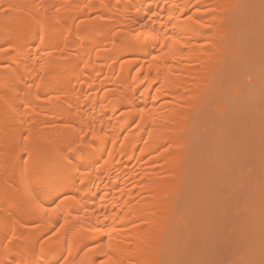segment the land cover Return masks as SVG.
Wrapping results in <instances>:
<instances>
[{
  "label": "bare ground",
  "instance_id": "6f19581e",
  "mask_svg": "<svg viewBox=\"0 0 264 264\" xmlns=\"http://www.w3.org/2000/svg\"><path fill=\"white\" fill-rule=\"evenodd\" d=\"M0 7V261L99 264L95 226L122 264H264V191L230 179L264 157V0Z\"/></svg>",
  "mask_w": 264,
  "mask_h": 264
},
{
  "label": "snow or ice",
  "instance_id": "6c2138e0",
  "mask_svg": "<svg viewBox=\"0 0 264 264\" xmlns=\"http://www.w3.org/2000/svg\"><path fill=\"white\" fill-rule=\"evenodd\" d=\"M11 7V6H9ZM39 7H41L42 9H44V12L47 13V8L44 7V5H39ZM85 7H94L91 5H86ZM177 10L180 9L179 5L175 6ZM51 8L53 9L54 15H53V19H56L57 15L61 12V11H67V8L64 5H60L57 6L55 4L51 5ZM4 9L2 7H0V11H3ZM137 11H139V9H137ZM153 15H155V13H153ZM173 17L170 15L169 16V20H172ZM188 20H192L191 16L187 17ZM196 23H199V21H196ZM151 39V40H156L159 41L161 40V36L159 34H156L154 32H150L147 35H145L144 33L140 34V40L143 43H147V41ZM163 40H174L175 43H180L179 40H175L174 37L168 36V35H164L163 36ZM165 45L161 44V47H164ZM172 54V49L171 47H169L168 51L164 53L165 56H171ZM158 57H154L153 59H157ZM42 71H44V66H42L41 68ZM141 113H143L145 110L144 109H140L139 110ZM30 138V134L29 137ZM88 147H91V145H88ZM81 183H83V178H81ZM53 197H55V190H53L52 192ZM74 197H65V200H61L59 204H56V206L54 208L50 209V212L55 215L57 214L60 209L61 206L68 200H74ZM53 202L55 203V199H53ZM37 206H40L37 202ZM77 219H79V217H77ZM67 218H65V224H67ZM61 228L64 227V225L60 226ZM89 231H94L95 233H97L98 235L101 236H107L108 238V243L107 244H96L95 247L90 248L89 251L90 252H94L97 254V256L102 257L99 260V264H122V261L119 259V257L116 255V249H114L112 247V237L110 233H106L104 232L103 229L99 228V227H93L92 229H89ZM56 233H54L55 235ZM16 237L13 236L12 239H15ZM85 237L81 236V239H84ZM59 239L57 238V241L55 243L51 242L50 239L49 240H43L42 242L38 239L37 244L35 246H33L31 249L28 250V256L29 259L27 261V264H49V261L46 259L45 257V253L52 251L54 252L55 250H57L59 248ZM64 251V250H61ZM67 251V255H61L60 260L56 261L55 264H71V261L69 260V257L72 256V249L70 247L66 248ZM12 253L8 250L5 249L4 250V257L3 260L0 261V264H7L8 260H9V256H11ZM12 264H15V261L12 262ZM21 264H24V262L22 261Z\"/></svg>",
  "mask_w": 264,
  "mask_h": 264
},
{
  "label": "rangeland",
  "instance_id": "374dc122",
  "mask_svg": "<svg viewBox=\"0 0 264 264\" xmlns=\"http://www.w3.org/2000/svg\"><path fill=\"white\" fill-rule=\"evenodd\" d=\"M263 60H264V58H263ZM264 63V62H263ZM243 114H245V113H243ZM243 114H242V116H243ZM248 114V113H247ZM247 114H245L243 117H241V118H244ZM218 115V114H217ZM250 115H252V114H250ZM220 116V115H219ZM215 117L216 118V120H217V118H220V117ZM249 115H247L245 118H246V120L247 119H249V117H248ZM253 116V115H252ZM252 116H250V117H252ZM215 120V121H216ZM243 120V119H242ZM250 120V119H249ZM231 127V126H230ZM228 128V127H227ZM226 128V129H227ZM223 129H225L224 127H223ZM234 129V130H233ZM232 129V127H231V129L229 128V131L232 133V134H228V133H230L229 131L228 132H226L228 135H230L229 137H231V139L233 140V138L234 139H236L235 137H233L232 138V136H235V135H237L238 133H234L233 134V132H235L236 130H238V129H235V128H233ZM233 130V131H232ZM224 131H227V130H224ZM239 131V130H238ZM237 131V132H238ZM219 134V133H218ZM240 134V133H239ZM239 136V135H238ZM228 137V138H229ZM237 139H240V138H238L237 137ZM237 139H236V141H237ZM231 140V141H232ZM235 140L233 141V143L235 142V143H237ZM232 143V142H231ZM232 143V144H233ZM234 143V144H235ZM206 146L208 145V143H206L205 144ZM228 146H230V143H229V145ZM229 149V147L227 148V150ZM229 151H231V148L229 149ZM263 151H264V146H263ZM205 154V153H204ZM236 161L238 162L239 160H235L233 163H234V165H233V168H235L234 170H233V172H232V176H230L229 178L232 180H230L232 183H233V185H237V184H240V185H248V184H250V185H252V186H254L253 184H255L257 187H258V189L259 190H261V191H264V157H262V159L259 161V162H257V160L255 159V158H253V159H249V164H248V162H246L245 164L246 165H244V163H242V166L243 167H239V166H241L239 163L240 162H238L237 164V166H236ZM251 161V162H250ZM202 162H204V160H202L200 163H202ZM254 162V163H253ZM203 164V163H202ZM255 165V166H254ZM197 166H198V164L197 165H195L194 167L197 169ZM234 166H236V167H234ZM248 166H250V167H248ZM254 166V167H253ZM193 167V166H192ZM201 167V166H200ZM199 167V168H200ZM246 168V170H245V168ZM248 167V168H247ZM199 168L196 170V171H202V170H199ZM244 168V169H243ZM254 168H255V171H253L254 170ZM200 169H202V167L200 168ZM194 170V169H193ZM244 170H245V173H244ZM199 173H201V172H199ZM242 173H243V175H242ZM257 173V174H256ZM241 175V176H240ZM249 177V178H248ZM253 178H257L256 180H257V182H255V179L253 180ZM250 182V183H249ZM251 182H254V183H252L251 184ZM259 185V186H258ZM221 190H222V188L220 187L218 190H217V194L218 195H220L221 194ZM247 195V194H246ZM245 195V196H246ZM243 196V195H242ZM244 196V197H245ZM250 198H252V200H253V197L251 196ZM249 198V199H250ZM248 198L246 197V200H247ZM244 198H243V200L242 201H244V202H246L247 204H248V202H250L251 203V199L250 200H248V202L246 201ZM253 205V202H252V204L251 205H249L248 204V206L247 207H251ZM209 208H212L211 207V205L209 206ZM240 208V207H239ZM242 208V207H241ZM241 208H240V210H236V211H241ZM243 209H245V208H242V210ZM209 212H211V211H209ZM216 212V211H215ZM240 213H243V211H241ZM214 214V213H213ZM216 214V213H215ZM214 214V215H215ZM216 219H217V216H216ZM238 223V222H237ZM239 224H237V226H238ZM243 234V233H242ZM242 237H244V236H242ZM245 246H247L246 244H244ZM243 245V246H244ZM244 246V247H245Z\"/></svg>",
  "mask_w": 264,
  "mask_h": 264
}]
</instances>
